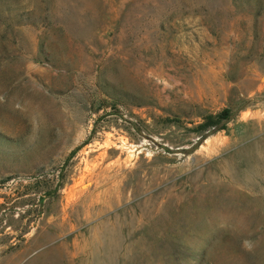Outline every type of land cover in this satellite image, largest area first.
Returning <instances> with one entry per match:
<instances>
[{
	"label": "rangeland",
	"instance_id": "rangeland-1",
	"mask_svg": "<svg viewBox=\"0 0 264 264\" xmlns=\"http://www.w3.org/2000/svg\"><path fill=\"white\" fill-rule=\"evenodd\" d=\"M0 264H264V0H0Z\"/></svg>",
	"mask_w": 264,
	"mask_h": 264
},
{
	"label": "trees",
	"instance_id": "trees-1",
	"mask_svg": "<svg viewBox=\"0 0 264 264\" xmlns=\"http://www.w3.org/2000/svg\"><path fill=\"white\" fill-rule=\"evenodd\" d=\"M228 115V111H225L223 113H221L220 115H218L217 117L221 118V119H225V117H227ZM209 120H211V118H209Z\"/></svg>",
	"mask_w": 264,
	"mask_h": 264
}]
</instances>
